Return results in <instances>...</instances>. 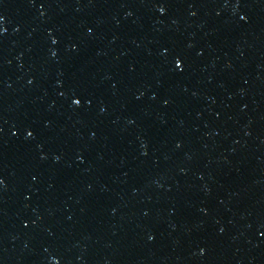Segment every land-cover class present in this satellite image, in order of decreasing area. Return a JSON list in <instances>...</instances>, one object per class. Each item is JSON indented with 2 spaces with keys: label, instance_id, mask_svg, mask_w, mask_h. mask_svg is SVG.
<instances>
[{
  "label": "water",
  "instance_id": "obj_1",
  "mask_svg": "<svg viewBox=\"0 0 264 264\" xmlns=\"http://www.w3.org/2000/svg\"><path fill=\"white\" fill-rule=\"evenodd\" d=\"M0 264H264V0H0Z\"/></svg>",
  "mask_w": 264,
  "mask_h": 264
},
{
  "label": "snow or ice",
  "instance_id": "obj_2",
  "mask_svg": "<svg viewBox=\"0 0 264 264\" xmlns=\"http://www.w3.org/2000/svg\"><path fill=\"white\" fill-rule=\"evenodd\" d=\"M241 19H243V17H241ZM53 43H55V41H53ZM176 67H177V69H179V67H180L179 62H177ZM72 104H73V105H78V104H79V101L73 99V100H72Z\"/></svg>",
  "mask_w": 264,
  "mask_h": 264
}]
</instances>
